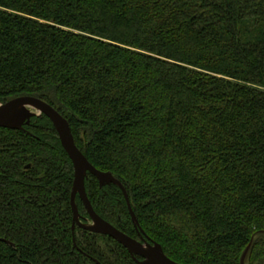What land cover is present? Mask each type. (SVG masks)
Listing matches in <instances>:
<instances>
[{
	"label": "trees",
	"instance_id": "obj_1",
	"mask_svg": "<svg viewBox=\"0 0 264 264\" xmlns=\"http://www.w3.org/2000/svg\"><path fill=\"white\" fill-rule=\"evenodd\" d=\"M23 95L68 120L169 258L241 264L251 243L264 264V0H0V103ZM73 179L46 115L0 127V264H137L73 228ZM85 188L137 237L118 185Z\"/></svg>",
	"mask_w": 264,
	"mask_h": 264
},
{
	"label": "water",
	"instance_id": "obj_2",
	"mask_svg": "<svg viewBox=\"0 0 264 264\" xmlns=\"http://www.w3.org/2000/svg\"><path fill=\"white\" fill-rule=\"evenodd\" d=\"M42 115H46L53 123L61 144L73 163L74 179L71 190L73 228L77 224L81 228L90 232L112 237L126 247L134 258L136 255L143 257L142 260H138V264H183L169 258L165 254L160 243L155 241L149 243L144 239H141V242L140 240L118 229L94 210L85 188V180L88 173L93 174L98 179L101 187L104 185L116 184L122 189L132 221L135 227L138 230L140 229L139 221L132 209L129 196L124 185L111 172L99 170L88 160V158L76 145L68 120L56 108L43 99L32 95L18 96L6 102L0 103V127L22 129L25 124L30 123L32 117ZM77 196L81 199L86 211L89 214L90 219L87 223L80 220V213L76 201ZM138 233L140 234V231ZM0 240L11 243L5 238H0ZM250 247L251 243L245 249L241 257V264H245V259Z\"/></svg>",
	"mask_w": 264,
	"mask_h": 264
},
{
	"label": "flooded vegetation",
	"instance_id": "obj_3",
	"mask_svg": "<svg viewBox=\"0 0 264 264\" xmlns=\"http://www.w3.org/2000/svg\"><path fill=\"white\" fill-rule=\"evenodd\" d=\"M77 200H80L81 201V199L77 196ZM76 200V201H77ZM82 202V201H81ZM83 204V203H82ZM78 205V204H77ZM84 206V205H83ZM79 208V207H78ZM85 208V207H84ZM79 210V209H78ZM87 212V211H86ZM80 213V212H79ZM87 214H88V212H87ZM89 219H90V217H89V214H88V217H84V219H82L81 218V214H80V220L82 221V222H84V223H87L88 221H89ZM76 226H78L77 224L75 225V227ZM74 227V228H75ZM78 227H80V226H78ZM81 228V227H80ZM82 229H84V228H82ZM84 230H86V229H84ZM88 231V230H87ZM139 231V230H138ZM131 236V235H130ZM133 237V236H132ZM143 237V238H142ZM134 238H136V239H138V240H140L141 242H142V240L144 239V240H146L147 242H149V243H152V242H154V241H150L149 239H147V238H145L142 234H141V232H140V234L138 233V235H137V237H134ZM142 239V240H141ZM126 248V247H125ZM129 252V251H128ZM131 255V254H130ZM132 256V255H131ZM132 258L134 259V261L138 264V260H142L143 259V257H141V256H139V255H136V257L134 258L133 256H132Z\"/></svg>",
	"mask_w": 264,
	"mask_h": 264
}]
</instances>
